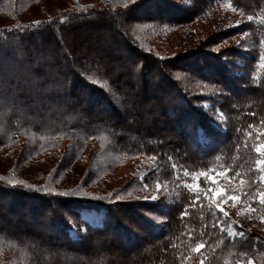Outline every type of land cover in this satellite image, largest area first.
I'll list each match as a JSON object with an SVG mask.
<instances>
[{"label":"trees","instance_id":"1","mask_svg":"<svg viewBox=\"0 0 264 264\" xmlns=\"http://www.w3.org/2000/svg\"><path fill=\"white\" fill-rule=\"evenodd\" d=\"M42 1L0 0V18L7 20L0 25V78L13 70L4 62L23 64L16 71L31 80L45 78L34 85L14 79L9 88L0 80V94L19 98L21 105V112L7 109L9 102L0 108V154L17 152L12 166L0 172V264H200L199 255L190 262L179 256L200 240L215 245L222 236L215 253L202 249L212 264H246L248 257L264 264V232L236 224L245 236L228 238L211 227L216 217L207 201L180 218L192 198L179 188L172 168L230 170L231 183L220 186L235 189L238 203L264 211L258 199L250 200L264 185L249 188L259 175L256 136L264 133V0H70L61 13L25 19ZM224 4L241 11L243 22L211 36L202 49L190 50L192 56H161L146 45L151 32L190 24ZM55 56L62 62L49 61ZM148 68L156 72L151 83L142 78ZM86 102L88 108L102 106L85 111L80 105ZM249 130L252 137L245 135ZM89 145L96 150V168L67 185L64 175L84 162ZM52 152L60 164L41 182L21 173L23 163ZM130 157L145 160L135 178L107 193L91 189ZM157 180L166 185L159 199L140 198L137 190ZM88 211L98 219L88 220Z\"/></svg>","mask_w":264,"mask_h":264},{"label":"rangeland","instance_id":"2","mask_svg":"<svg viewBox=\"0 0 264 264\" xmlns=\"http://www.w3.org/2000/svg\"><path fill=\"white\" fill-rule=\"evenodd\" d=\"M91 1V0H89ZM97 1V0H95ZM70 4V0H43L40 4L34 5L30 8V10L24 15L25 19H36L45 17L47 15H55L57 13H61ZM160 5V4H157ZM148 10H152L148 8ZM142 13V12H140ZM244 15L241 11L237 10L234 6L231 4H224L222 6L217 7L216 9H212L208 11L206 14L200 16L198 19H196L193 22H190L179 26L176 28L168 29L167 31H153L149 34L147 41H145L146 45L149 44V46L153 47L154 52H156L158 55L161 56H173V55H180L181 53L186 55V57L192 56L190 53V50H199L202 49L203 45L206 43H210L209 40H211V36L215 35L216 33H221L222 31H225L227 29H231L234 27L240 26V24L244 20ZM7 20L5 18H0V25L6 23ZM84 29H82L83 31ZM79 31V29H78ZM89 31V30H88ZM137 31V30H136ZM143 37V35H142ZM150 39V40H149ZM240 41L238 40L237 43ZM224 47V44L221 45L218 49H222ZM244 49H247V47H244ZM4 52V48L0 47V57H2V53ZM133 56V55H132ZM78 58V53L73 52V55L71 56V61L75 63ZM25 60V58H22ZM22 60V61H23ZM54 60L62 62V60L58 57H54V59L49 60L50 62H53ZM24 62V61H23ZM5 63V67L9 68V70L13 69L15 67V70H11L10 72H7L8 74L4 78H0V80H3L5 83H7L5 88L11 87L9 83L14 81V79H19V84H24L26 80H29L32 78L28 74H21L20 71H16V68H20V70L23 71L24 66H21L23 64H20L18 66L15 62ZM26 69H32L33 66L29 67V62H24ZM71 63L70 65H72ZM3 64H0L2 66ZM175 66H178L177 64ZM37 67V66H35ZM4 67H1V70ZM68 69H70V66L64 67V70L68 73ZM175 71L178 72V68H175ZM7 70V69H6ZM151 69H147V71H144L143 74L148 81V83L154 81V73L156 72H150ZM45 78H39L38 80H31L30 82L32 85H34L35 82H39L41 84L44 83ZM162 82V83H161ZM160 83L164 87L163 81ZM141 84V83H140ZM139 84V85H140ZM71 85L69 86L70 90ZM153 92V91H152ZM151 93V92H149ZM157 94V91L154 93ZM0 108H6L4 103H10L7 109H15L18 112H21L19 110L21 108V105L19 106V98L13 99L14 97L9 98V96L0 94ZM90 98H88L89 100ZM75 99L74 98H68L67 102L72 103ZM118 102V101H117ZM74 103V102H73ZM94 102H92L93 105ZM119 103V102H118ZM48 106L50 104H47ZM102 106V104H99L96 102L94 107L88 108V103H83L80 105L82 109L85 111L95 110L98 111V107ZM65 107H63L64 109ZM62 109V110H63ZM32 110V109H31ZM123 120L126 121L125 115L126 110L121 107ZM107 112V111H106ZM128 112H131L129 110ZM22 118H26L23 115H21ZM108 116V113L106 114ZM163 126V125H161ZM261 145H264V134L259 137L258 142ZM256 143V144H257ZM95 148L93 146L89 145L88 150L85 155V160L82 162V164H77L74 167H72L66 174L64 175L65 183L68 185H74L76 182H78L80 179L83 178V176L88 171H94L96 168L95 163L92 164L94 161L93 154L95 152ZM16 153H13V156L6 155V154H0V172H6L7 169L12 166V163L15 162ZM260 157H258L259 159ZM24 164V163H23ZM21 166V173L27 178H29L33 182H41L42 178H39L40 176H43L48 172L50 169L56 168L60 164V155L58 153L52 152L45 154L42 157L41 161H31L30 163L24 164ZM145 164V160L143 157H130L128 158L122 165L116 167L112 173L108 175H104L98 180L94 188L91 189L98 192H105L108 190H111L113 188H117L124 182L128 181L129 179L135 178L137 176L138 169ZM64 168H68V166L63 165ZM143 177V174L141 175ZM138 195L140 198L144 200H151V199H145L146 197H151L153 195H156V187L155 185L149 188H139L137 190ZM229 195H233V193H229ZM235 195V194H234ZM226 212L229 214H233L235 217V220L238 221V225L248 228V229H257L261 232H264V220L261 219V217H264V211L258 212L256 210L252 211L250 209H253L250 206H246L243 204L238 203V200L236 202H233L231 200H225L221 205ZM239 213V215H238ZM85 217L88 218L91 221H96L98 219V216L93 211L84 212ZM249 216H251V219H249ZM25 224H28V219L25 220ZM34 224V223H32ZM34 226V225H33ZM12 229H16L11 227ZM9 229V228H8ZM132 246V245H130Z\"/></svg>","mask_w":264,"mask_h":264},{"label":"snow or ice","instance_id":"3","mask_svg":"<svg viewBox=\"0 0 264 264\" xmlns=\"http://www.w3.org/2000/svg\"><path fill=\"white\" fill-rule=\"evenodd\" d=\"M128 4H134L136 0H127ZM63 17H61V20L63 21ZM252 17H249V20H251ZM36 25H39L41 22L36 21L34 22ZM19 27V26H18ZM27 27V26H25ZM264 59V58H262ZM219 115L222 117L224 114L219 113ZM254 115V114H253ZM219 123V121H218ZM264 124V121L261 122ZM255 127L253 124H249L248 128L251 130ZM247 131L245 133L246 136L252 137L253 132ZM264 133H257V141L259 140V135ZM254 151L257 153V155L260 157L255 161V172L259 173L257 177H254L251 181V184H249V188L252 185H255L257 183L264 185V145H261L259 143L254 145ZM172 168L176 170V179L178 182V186L180 189L185 190L188 195L192 198L190 205L185 206L184 211L180 213V218L184 219L189 215V211L191 208H194L197 205H200L201 207L204 206L203 202L207 201V208L210 213H213V215L216 217L215 223L211 225L213 228H219L220 233L226 235L228 238L234 240L236 237H244L245 233L240 231L237 232L234 225L238 223V221H232L229 213L224 210V208L221 206L222 203L225 200H231L233 202H236L238 200V196L236 195H229L230 192H234L235 189H231L228 187H221L220 185L224 184L225 181H228L231 183L233 177L229 175L230 170H225L224 172H216L215 169L211 170H201L199 172H190L188 169L183 168L175 163L172 164ZM181 172L183 174L184 179L181 180ZM236 177L240 179V187L241 189H244L245 187V180L243 179V174L237 173ZM141 179H144V177H141ZM188 181H195L188 182ZM205 185V186H202ZM28 187H35L29 185ZM145 188H149L150 185L148 183L144 184ZM157 195H153L151 197H146L145 199H151L153 201H156L159 199V193L163 192L166 185L162 184L159 180L156 181L155 184ZM59 194V193H58ZM244 195H248V193L245 191L243 193ZM63 195H68V193H63ZM84 195H90L89 193H84ZM98 199H103L102 197H97ZM120 197L117 196L116 200H119ZM258 199L259 203L264 205V191H257L256 196H251L250 200ZM254 211V209H250ZM239 215V213H238ZM249 219H251V216H249ZM262 220H264V217H261ZM205 233L202 231L201 235H204ZM189 239H194V236L192 233L188 234ZM261 238L257 237L256 240L259 241ZM224 243V238L218 240L215 245H209L206 241L200 240L196 242L195 247H190L186 254H181L179 256V259L183 261H189L191 260V257L194 255H199L201 257L200 264H212L211 259L205 255L202 252L203 250H211V252L215 253L216 248L219 247ZM246 253H241V256H245ZM235 264H245V261L243 259L237 260ZM246 264H255L254 260L251 257H248L246 260Z\"/></svg>","mask_w":264,"mask_h":264}]
</instances>
